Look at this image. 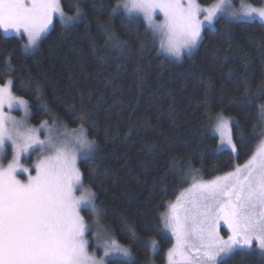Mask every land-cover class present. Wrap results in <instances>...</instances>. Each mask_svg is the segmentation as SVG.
I'll use <instances>...</instances> for the list:
<instances>
[{"label":"trees","instance_id":"trees-1","mask_svg":"<svg viewBox=\"0 0 264 264\" xmlns=\"http://www.w3.org/2000/svg\"><path fill=\"white\" fill-rule=\"evenodd\" d=\"M119 1L83 0L75 26L64 29L55 18L28 55L22 54L24 36L0 29V63L12 53L13 94L29 102L30 125L52 123L31 91L37 82L47 108L67 129H78L77 117L85 114L84 128L96 150L78 161L84 187L96 193L110 233L133 254L131 261L111 259L112 264H164L173 238L160 216L187 186L188 173L195 170L204 179L225 174L247 161L261 138L251 139L253 113L264 104V28L258 21L221 19L214 30L203 29L192 53L176 60L159 51L141 17L112 11ZM71 2L61 0L67 14H73ZM7 78L0 70V84ZM241 98L250 100L247 111L230 103ZM221 112L238 125L233 127L238 152L218 149L210 131ZM82 214L92 217L87 210ZM147 238L158 243L154 254ZM224 264H264V257L237 252Z\"/></svg>","mask_w":264,"mask_h":264},{"label":"snow or ice","instance_id":"snow-or-ice-1","mask_svg":"<svg viewBox=\"0 0 264 264\" xmlns=\"http://www.w3.org/2000/svg\"><path fill=\"white\" fill-rule=\"evenodd\" d=\"M82 3L83 0H72L69 7L73 14L69 15L61 7V0H0V29L17 34L22 31L27 37L22 54L28 55L53 25L54 14L64 29L73 28L83 15ZM233 3L234 0H216L201 7L197 0H124L112 11L123 7L134 19L142 16L145 30L151 31L154 38L159 36V50L180 59L202 40V29L214 30L215 23L221 19L231 23L241 17L247 18L245 22L258 18L260 27L264 28V4L256 7L241 3L237 12L232 8ZM157 13L163 16L159 23ZM108 42L113 47L119 46L114 35H108ZM11 56L9 52L0 63L2 74L8 77L0 84V160L7 158L9 147L13 153L7 166L0 167V264H105L89 252L90 242L86 237L90 232L97 241H103L105 257L110 254L129 257V249L111 236L110 226L103 222L106 212L96 203V193L83 184L77 161L90 159L96 150V141L88 139L84 128L85 114L77 117L78 129L69 131L47 108L42 86L37 82L31 91L52 118V125L45 120L38 128L25 129L22 121L4 115L5 106L12 109L18 105L26 115L30 107L27 100L13 94L16 80L13 73L17 69ZM230 103L247 111L250 100L241 98ZM253 116L251 139L264 137V131H257L264 127V104ZM234 126L238 127L222 112L216 114L218 149L230 147L238 152ZM38 149H46L48 154L39 158L32 175L21 165V159L30 158ZM92 171L97 173L95 167ZM17 173H27V179H20ZM188 175L195 180V170ZM189 191L190 198L181 193L160 217L176 239L167 253L168 264H224L226 258L237 252L256 251L264 257V139L243 168L238 167L223 178L196 181ZM82 209L94 217L91 225L81 215ZM220 221L230 233L227 240L220 236ZM124 223L130 238L135 239V230ZM152 247H156L155 241Z\"/></svg>","mask_w":264,"mask_h":264},{"label":"rangeland","instance_id":"rangeland-1","mask_svg":"<svg viewBox=\"0 0 264 264\" xmlns=\"http://www.w3.org/2000/svg\"><path fill=\"white\" fill-rule=\"evenodd\" d=\"M185 2H186V0H185ZM215 2H216V0H215L214 2H212V3H215ZM123 3H124V0H120V1L118 2V4H120V5H122ZM212 3H211V4H212ZM241 3H250V2H249L248 0H234V3L232 4V8H233L234 10H236L237 12H239L240 9H241ZM118 4H117V5H118ZM250 4H251V3H250ZM262 4H264V0H262V3H261L260 5H253V6L259 7V6H262ZM117 5H116V7H114V8H117ZM209 5H210V4H208V5H201V7H207V6H209ZM118 10H124V9H123V7H120ZM124 11H125V10H124ZM66 14H67V13H66ZM69 15H71V14H69ZM140 17L143 19L142 16H140ZM55 18H56V19H59V18L54 14V19H55ZM200 18L203 19V16H201ZM156 20H157L158 23H159L160 21H162V20H163V16H162V14L157 13V14H156ZM246 20H247V18H243V17H241V18H239V19H237V20H234V21H246ZM252 21H258V18L255 19V20H252ZM144 22H145V21H144ZM145 24H146V23H145ZM49 28H50V27H49ZM205 28H206V27H205ZM1 30H2V32H3L4 34H6V35H22V36H24V37H25V44H27V37L23 34L22 31H21L20 34H17V33H15L14 31H8V32H5L3 29H1ZM202 31H203V29H202ZM151 33H152V32H151ZM44 34H45V33H43L42 36H43ZM152 35H153V34H152ZM42 36H41V37H42ZM154 39H155V41H156V43H157V45H158V49H159V44H160V38H159V36L155 37ZM199 43H200V42H199ZM199 43H198V45H199ZM198 45H197V46H198ZM197 46H196L195 48L191 49L190 51H186V52H184V53L182 54V56L185 55V54H190V53H192V52L197 48ZM34 49H35V48H34ZM34 49H33V50H34ZM159 51H160V50H159ZM160 52L163 53L162 51H160ZM163 54H165V53H163ZM165 55H166V54H165ZM182 56H181V58H182ZM170 58H172V59H176V58H174V57H170ZM181 58H180V59H181ZM176 60H179V59H176ZM3 112H4V115H5V116H9V117H11L12 119H14V120H16V121H22V122H23V127H24L25 129H29V128H38V127L40 126V125H38V126H35V127H34V126L30 125V123H29V116H28L29 111H28V113H27V115H26V114H25V111H24L23 109H21L18 105H14L12 109H8L7 106H5ZM215 117H216V116H215ZM215 117H214L213 122H212V125H211V127H210V131H211L214 135L217 136V138H218V145H219V144H220V137H219V134H218V133H215ZM225 117H226V116H225ZM226 118H227V117H226ZM51 125H52V123H49V126H51ZM62 130H63V129H61V131H62ZM68 130L71 131V130H73V129H68ZM263 131H264V127H263ZM40 138H41V139H45V136H44V135H41ZM88 139H89V138H88ZM261 139H264V137H261L260 140H261ZM89 140H90V139H89ZM260 140H259V141H260ZM258 143H259V142H258ZM258 143H257V145H258ZM257 145H256V147H255V150H254L253 154L250 156V158L253 157V155L256 154V152H257ZM223 149H227V150H230L231 152H233L232 149H231L230 147H226V148H223ZM233 153H235V152H233ZM47 154H48V152H47L46 149H45V150H39V149H38V150H36V151H34V152L31 153L30 158H22V159H21V165H22L23 167H25V168H28L29 171H30V174L35 175L34 165L38 162L39 158H41L42 156H45V155H47ZM12 155H13V153H12L11 147H9V149H8V151H7V158L4 159V160H0V167H6L7 164H8V162L12 159ZM250 158H249V159H250ZM249 159H248L247 161H245L244 163H242V164H237L233 169H231V171H229V172H227V173H225V174H222V175L215 176V177H213V178L204 179L203 177L199 176V175L196 173L195 180H194V179H193V176L189 175V179H188L187 186L184 187V188H182V189H180V190H178L177 195L175 196V198L172 199V200H169V201L166 203V209H165V212L168 211L169 205H170L171 203L176 202V198H177V196H179L181 193H185L186 196L190 198V191H189V190H191V187H192V185H193L194 182H196V181H205V182H207V181H212V180H214V179H216V178H223V177H225L227 174H229V173H233L238 167L243 168V166L249 161ZM79 160H80V159H78V161H79ZM78 161H77V164H78ZM17 175H18V177H19L20 179H22V180H26L28 174H27V173H17ZM85 188H86V187H85ZM77 195H79V192H77ZM83 210H85V209H82V210H81V215L85 218L86 223H88V224L91 225L92 222H93V220H94V217L92 216L90 219H89V218L87 219L86 216H85L84 214H82V211H83ZM165 212H163V213H165ZM160 217H161V216H160ZM160 220H161V219H160ZM161 224H162V229L164 230V232L168 233V234L173 238V244H172V246L170 247V248H172L173 245L176 244V239H175V237L172 235L171 231L168 230V229H166V228L164 227V224H163L162 221H161ZM218 230H219L220 236H221L223 239L227 240L228 235H229L230 233H229V231H228L227 225H225V224L223 223V221H220V224H219V228H218ZM110 234H111V233H110ZM111 236L113 237L112 234H111ZM86 238H87V239L89 240V242H90L89 252H90L91 254H93L97 260L103 259L104 262H105V264H107V262H108L109 260H111V259H124V260H128V261L133 260V254H132V252H131V248H130L129 246H127V245H126V246L122 245V246L127 247V248L129 249V251H130V256H129V257H123V256L120 255V254H110V256L105 257V256H104V249H103V241H102V240L97 241L96 238L94 237V234L91 233V232L87 234V237H86ZM113 238H114V237H113ZM152 241H155V243H156V247H155V248L152 247ZM145 242H147V243L149 244L150 249H151V252H152V254H154V253L157 251V248H158V243H157V241H156L154 238H147V239L145 240ZM98 245H99V246H98ZM253 247L255 248V242L253 243ZM167 253H168V251H167ZM167 253H166L165 263H164V264H168V255H167Z\"/></svg>","mask_w":264,"mask_h":264}]
</instances>
